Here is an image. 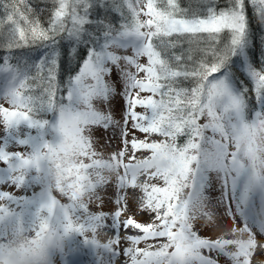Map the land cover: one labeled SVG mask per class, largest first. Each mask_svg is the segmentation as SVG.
I'll use <instances>...</instances> for the list:
<instances>
[{
  "label": "snow or ice",
  "instance_id": "obj_1",
  "mask_svg": "<svg viewBox=\"0 0 264 264\" xmlns=\"http://www.w3.org/2000/svg\"><path fill=\"white\" fill-rule=\"evenodd\" d=\"M53 5L45 28L27 0H0V100L10 105L0 106V187L26 193L17 197L0 190V201L6 202L0 205V237L10 228L31 231L38 249L56 237H82L77 247L61 249L66 264L83 253L90 264H116L121 254L131 264H217L204 250L231 264H264V0H224L223 6L218 0H189L187 7L179 0H147L143 7L142 0H53ZM249 5L261 30L259 69L253 62ZM110 12L121 16L119 28ZM141 12L149 19L142 21ZM30 42L43 48L34 63L13 51ZM129 48L131 56L115 51ZM141 57L146 64L138 62ZM113 71L123 81L127 105L122 136L130 118L133 129L164 138L133 139L128 163L124 151L108 161L95 159L84 135L91 126L107 130L112 123L93 102L107 103L115 94L114 83L106 79ZM141 92L150 95L141 98ZM137 106L145 112H135ZM47 114L51 119L44 118ZM201 118L206 122L199 123ZM180 136L187 137L183 145L176 143ZM12 146L28 151H10ZM137 150L151 155L136 159ZM105 170L116 175L117 210L111 215L91 213L85 202L103 203L98 190L108 183ZM212 172L221 182L225 215L243 224L229 233L236 239L210 240L193 231L198 215L213 220L203 211ZM36 186L40 191L27 195ZM128 188L141 190L139 210L154 213L159 223L124 221L125 229L131 226L143 235L128 237L132 246L121 253L119 217L127 208ZM53 190L69 202L60 203ZM99 229L113 233L108 243L87 239ZM148 238L167 242L155 251L136 247ZM46 254L51 264L54 252Z\"/></svg>",
  "mask_w": 264,
  "mask_h": 264
},
{
  "label": "rangeland",
  "instance_id": "obj_2",
  "mask_svg": "<svg viewBox=\"0 0 264 264\" xmlns=\"http://www.w3.org/2000/svg\"><path fill=\"white\" fill-rule=\"evenodd\" d=\"M120 55H132V50L129 48L126 51L124 50H115ZM257 63V59L254 60ZM139 62V61H138ZM35 68L33 67L31 71H33ZM132 71H135V69H132ZM106 79L109 80L110 83H114L115 87V94L110 97L109 101L107 103L103 101H94L95 108L102 112L105 115H111L112 116V123L111 125L105 130L103 126H91L90 131H86L84 133L85 136L90 137V142L92 145V150H94L97 153V156L95 159H100L104 161H108L110 157L114 153H119L121 151L125 152V155L123 157V160L125 163L129 162V158L133 156V149L131 147V142L133 139L137 141H144L146 135L145 133H142L138 130H135L132 128V120L129 118L128 123L126 126L127 130V136H122V132L125 131V120H124V114L127 108L126 105V98L123 95L124 93V85L123 81H121L118 78V74L113 71V74L111 77H106ZM249 85V84H248ZM136 90H133L132 94L135 96ZM0 106L4 108H8L6 101L0 100ZM202 122H206V118L201 119ZM0 133H3V125L0 124ZM144 134V135H143ZM216 139H220L219 136L215 137ZM125 140L127 141V144H125ZM10 151H20L25 152L28 151V149L24 147L19 146H12L9 149ZM235 149L232 147V145H229V151H234ZM150 154L149 151L145 150H137L135 152L136 159H143L145 157H148ZM85 162H88L85 160ZM134 162V161H133ZM0 167H4L2 163H0ZM120 172H123V169H120ZM103 175L105 177H108V183L104 186H102L98 192L100 197L103 200V203H100V201L96 200L95 198L92 201H85L88 205V209L91 213L98 214V213H106V214H113L117 210V205L114 203L116 196H117V189H116V175L115 173H109L108 171H103ZM210 176L212 177V180L210 181V187L206 190L205 195L208 197L207 201H205V207L203 208L204 212H211L213 215V220L209 221L207 217L203 215H198L197 219L194 220L193 223V231L197 233L198 236L205 239L210 240H216V239H236L238 237H235L231 234V229L233 227L240 228L243 226L242 222L239 221V218H237V222L233 224L231 218L225 215L227 206L225 204H222L220 202V197L222 194V189L220 187V180L217 178V174L215 172L210 173ZM145 177L141 176L139 177L140 181H143ZM149 183L157 184L158 186H163V182L160 180H151ZM0 190L9 192L11 194H14L17 197H20L22 195H25L24 189H16L14 187L4 185L0 187ZM40 188L38 186L33 187L27 191V195H31L32 192L39 191ZM188 191V190H187ZM186 191V192H187ZM51 195L57 199L60 203L66 204L69 201L66 197L62 196L59 192L53 190L51 192ZM142 192L139 188L132 189L128 188L126 190L125 196L127 199V208L124 210L119 217V220L121 222V228L119 231V237L120 241L119 244L116 246L118 247V250L123 253V250L131 247L130 241L127 239L128 237H138L142 236L143 233H141L138 229H135L131 226H129L127 229L123 227V222L129 219L130 217L134 219L136 222L147 225L148 223H159L158 221H154L155 214L149 213L146 211H140L138 208V204L140 201V198L142 196ZM6 202L0 201V205L5 204ZM11 207H15V205H10ZM123 207V205H121ZM107 223H111V220H108ZM17 236H23L27 237L31 241L34 239V232L31 231H20L19 229L13 230L8 229L3 237H0V244L11 240L13 237ZM113 237L112 232H107L104 229H99L95 235H92L91 233L88 234L87 239L89 240H95L98 243L105 244L108 243V241ZM239 238H246V237H239ZM82 240V237L75 236L72 239L68 238H61L56 237L53 240L45 241L48 243V247L46 250V253L48 250H52L54 252V255L51 257V264H66V258H62L60 252L61 249L66 250L68 247H72L74 244H80ZM165 238H148L146 240H142L138 245H136L139 249H146L151 251H155L158 249V247L166 243ZM32 244V243H31ZM33 245V244H32ZM149 246H151L149 248ZM34 250L38 251L39 249L36 248L35 245H33ZM228 251H234V248L229 247L227 249ZM203 254L205 256H209L211 259L216 260L217 264H231V262L223 255H217L215 252H208L207 250L203 251ZM86 258V261L90 263V256L87 253L77 255L72 258V264H83L81 258L82 256ZM47 256V254H46ZM49 261V257L47 256V264ZM124 262H127V264H131V260L129 257H125L121 254L119 259L117 260L116 264H124Z\"/></svg>",
  "mask_w": 264,
  "mask_h": 264
},
{
  "label": "trees",
  "instance_id": "obj_3",
  "mask_svg": "<svg viewBox=\"0 0 264 264\" xmlns=\"http://www.w3.org/2000/svg\"><path fill=\"white\" fill-rule=\"evenodd\" d=\"M146 2H147V0H142L141 6L143 7V4H146ZM179 2H180L182 7H187L189 4V0H179ZM27 3L29 5H31L33 9H35L34 14H38V17H39L41 24L46 28L48 26L49 17H50L51 12L54 8L53 0H27ZM223 4H224V0H218V6H223ZM143 11L146 12L147 9L144 8ZM124 14L129 16V19H130V14L128 13L126 8L124 9ZM247 14H248L250 21L252 22V29L255 32V37H254L255 47L253 49V54H254L253 55V62H254V66L259 69L260 68V55H261V42H260L261 30H260V27H259L258 22H257V17L253 16V9H252L251 5H249V7L247 8ZM109 19H111V21L113 22L115 27L119 28L120 23H121V19H122L119 14H117L115 12H110L109 13ZM140 19L143 21V20L149 19V17L145 16L143 14V12H141ZM185 47H187V45H185ZM13 51H14L17 58L23 57L24 59H27L30 63H34L35 61L33 58L36 57L39 52H42L43 48L37 47L35 44H32L30 42L28 45H25L19 49H14ZM82 55H83V53H82ZM255 58L258 60L257 63L254 61ZM12 63L16 64L17 59H13ZM21 63H22V61H21ZM139 63L146 64L147 58L146 57L139 58ZM76 64H77V62L73 61V64H72V67L74 69L73 74L75 73V71H78ZM31 74L35 75L36 70L34 69L33 71H31ZM143 75H144L143 73H139V78H142ZM2 79H3L2 75H0V84H2ZM62 79L66 80L67 77L64 76V77H62ZM245 82L247 85L249 84L248 87L251 88L250 81L245 80ZM29 83H32V81L30 80ZM185 86L191 87V84L187 83ZM148 95H150V93H148V92H141L140 93L141 98H145ZM249 95L251 97L250 103L254 105V103H255L254 96H252L251 93H249ZM6 104L9 108L10 105L7 102H6ZM134 111L137 112L138 114H143L145 112V109L143 107L137 106L134 109ZM250 117H251V113H250ZM44 118L51 119V114L45 115ZM201 119H200L199 123L203 124L204 122H202ZM205 135L211 137L213 134L210 131H208L205 133ZM144 136H146L145 140H147V142H149V143H151L153 141L159 142V141L164 139L163 137H161L159 135H155V134L150 135V136L146 134ZM186 139H187V137L180 136V137H178L176 143L183 145L185 143ZM204 147L207 148L209 151L213 150V146L211 144H205ZM150 155H151V153L149 154V156ZM211 180H212V177L210 176V181ZM39 191H37V192H39ZM186 191H187V189L185 190V193H186ZM77 245H79V244L76 243V244L72 245V247L75 248V247H77ZM169 251H172V249H169ZM83 255H84V253H83ZM81 260H82L83 264H90L86 261V258H84V256H82Z\"/></svg>",
  "mask_w": 264,
  "mask_h": 264
},
{
  "label": "clouds",
  "instance_id": "obj_4",
  "mask_svg": "<svg viewBox=\"0 0 264 264\" xmlns=\"http://www.w3.org/2000/svg\"><path fill=\"white\" fill-rule=\"evenodd\" d=\"M48 243L34 250L29 238L13 237L0 244V264H47L46 250Z\"/></svg>",
  "mask_w": 264,
  "mask_h": 264
}]
</instances>
